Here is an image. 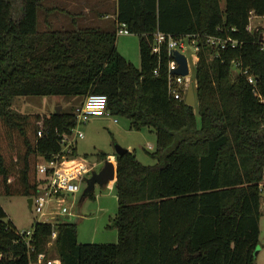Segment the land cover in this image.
<instances>
[{
  "label": "trees",
  "instance_id": "1",
  "mask_svg": "<svg viewBox=\"0 0 264 264\" xmlns=\"http://www.w3.org/2000/svg\"><path fill=\"white\" fill-rule=\"evenodd\" d=\"M115 1L107 30L71 14L67 27L39 29L44 0H0V195L32 197L37 162L57 152L76 123L74 109L23 114L12 107L17 96L78 97L81 104L88 94H105L110 114L154 131L157 159L146 165L133 150L115 154L116 243L78 242L76 222L35 221L27 244L0 204V264L35 263L41 252L50 258L53 228L60 264H255L264 50L248 26L251 15H264V0H225L224 7L220 0ZM121 23L138 37L139 67L117 50ZM156 31L200 36L193 83L200 125L193 106L167 92L170 58L166 44L153 51ZM206 35L238 43L216 54ZM234 62L254 76L256 91L247 75L232 72Z\"/></svg>",
  "mask_w": 264,
  "mask_h": 264
},
{
  "label": "rangeland",
  "instance_id": "2",
  "mask_svg": "<svg viewBox=\"0 0 264 264\" xmlns=\"http://www.w3.org/2000/svg\"><path fill=\"white\" fill-rule=\"evenodd\" d=\"M66 0H44L43 7L38 10V27L43 29L47 23L55 28L69 26V18L66 11L82 16V25L95 24L104 25V29L113 28V16L116 3L114 0H77L78 3L88 6L90 11H83V7L71 6ZM224 7L225 0H220ZM55 6L58 9L49 13L47 7ZM105 11L107 16H105ZM20 12V11H19ZM102 14L103 19L96 16L92 21L87 19L92 15ZM101 15V16H102ZM100 19L103 21H100ZM95 20V21H94ZM249 26L256 29L259 36L264 40V18L261 16L251 17ZM117 50L127 58L135 67L140 66L138 37L135 34H119L116 40ZM196 48L186 41L184 53L189 64V78L195 83L194 64ZM232 72H236L233 67ZM78 97L65 98L62 96H17L14 98L12 107L23 114H48L60 106V109H74L79 106ZM197 124L200 125L198 105L193 106ZM116 119V121H114ZM79 129L83 132V138L76 143L75 157L88 161L94 165V172L87 178L97 174L103 168L106 161L115 159V145H120L130 151H134L136 158L146 165H155L157 159L151 154L156 149V135L154 131L146 127L134 129L129 127L126 117L105 114L100 117H92L89 121L81 123ZM148 145H152L150 148ZM104 153L103 158L100 153ZM87 182L80 183V189L66 195V206L68 211L64 214L63 221L76 222L77 239L81 243H116L117 230L113 225V218L117 210V197L115 191V178L108 179L104 183L95 182L91 188H87ZM261 215L259 218V241L255 251V264H264V180L261 182ZM0 204L6 212L5 221H11L18 230H31L35 221L50 220L49 216H39L29 206L26 196H4L0 195ZM61 216V215H60ZM59 216V217H60ZM78 218V219H77ZM48 250L50 258L55 257L53 242L49 241Z\"/></svg>",
  "mask_w": 264,
  "mask_h": 264
},
{
  "label": "built area",
  "instance_id": "3",
  "mask_svg": "<svg viewBox=\"0 0 264 264\" xmlns=\"http://www.w3.org/2000/svg\"><path fill=\"white\" fill-rule=\"evenodd\" d=\"M255 15H251L253 17ZM250 17V21H251ZM264 18V15H261ZM118 34H130L126 28L125 23L117 24ZM249 30H252L248 26ZM257 28L253 29L256 31ZM200 36L197 34H185L181 36H173L169 33L156 31L154 33L153 51L159 52L160 47L166 44L169 61H168V75H167V92L169 96L174 99H184L187 87L191 81L189 78V71L187 75H177L172 72L177 67V62L174 59L173 51L178 50L184 53L186 48V41L196 48L195 63L198 59ZM261 49L264 50V40L260 36ZM205 43L210 46L213 51L218 54L220 50L228 46L234 47L237 45V40L231 37H222L216 35L204 36ZM186 56V55H185ZM187 58V57H186ZM188 70L189 64L187 60ZM195 65V64H194ZM236 71H241L242 74L247 75V81L256 91V80L253 75L247 73V69H240V63L234 62L232 64ZM157 74V69L154 70ZM192 82V81H191ZM109 114L107 110V96L101 93H91L85 96L83 102L76 108L75 111V126L68 134H62L60 138V149L53 153L48 159H41L37 162V172L40 176V182L37 192L32 196L31 207L32 210L39 216H49L55 218V215H62L68 211L65 205L66 195L79 191L80 183L87 182L88 175L94 169V165L83 159H77L76 143L78 139L83 138V132L79 129L81 123L89 121L92 117H100ZM116 121V119H114ZM42 130L37 131L38 136H42ZM75 151V152H74ZM54 216V217H53ZM51 217V216H50ZM38 221V220H37ZM40 222L55 224L53 220H42ZM18 234L25 239L29 244L31 235L33 233V226L31 230H18ZM57 231L53 228L51 231L49 241L54 242ZM31 264H60V260L56 257L45 258L44 253L37 255V261Z\"/></svg>",
  "mask_w": 264,
  "mask_h": 264
},
{
  "label": "water",
  "instance_id": "4",
  "mask_svg": "<svg viewBox=\"0 0 264 264\" xmlns=\"http://www.w3.org/2000/svg\"><path fill=\"white\" fill-rule=\"evenodd\" d=\"M173 56L177 62V67L174 70H172V72L177 74V75H187L189 70H188L186 56L183 53L179 52L178 50L173 51ZM184 101L188 105H191V106L195 105L194 86H193V83L191 81L188 84L187 92H186ZM59 110H60V106L56 107L55 111H59ZM115 150H116L115 151L116 154L120 155V154L124 153L125 151H127L128 149L116 144ZM115 172H116L115 163L110 162V161H106L103 168L100 170V172L97 174L96 173L93 174V176L88 179L87 188L92 187L96 181L99 183H104L108 179H114L115 178ZM27 201H28L29 206L31 207L32 197H28Z\"/></svg>",
  "mask_w": 264,
  "mask_h": 264
},
{
  "label": "crops",
  "instance_id": "5",
  "mask_svg": "<svg viewBox=\"0 0 264 264\" xmlns=\"http://www.w3.org/2000/svg\"><path fill=\"white\" fill-rule=\"evenodd\" d=\"M81 1V0H80ZM115 1V0H114ZM65 3H68V4H71V6L73 5L74 7L75 6H78L79 8H81V7H83V11L84 12H86V11H90V8H88V6H86V5H82L81 3H78L77 2V0H66V2ZM115 3H116V1H115ZM51 7H53V6H51ZM55 7V6H54ZM47 8H50V7H47ZM47 12H49V13H51V12H53L52 10H49V11H47ZM67 14H68V16H69V18H71V16H70V14L71 15H74V16H76L77 18V20L81 23V19H82V16L81 15H76V12L75 13H73V12H70V11H67L66 12ZM102 14H105V16H107L108 14H107V12L105 11V13H102ZM102 14H97L96 13V15H92V16H90V14H89V18L87 17V19L89 20H93V19H95L96 18V16H100L99 18H101V19H103L102 17H103V15ZM102 15V16H101ZM111 16H113V20L115 21V19H116V6H115V11H113V13H111L110 14ZM100 19V21H102ZM95 21V20H94ZM103 21H104V19H103ZM103 21H102V23H103ZM114 21H113V24H114ZM46 23H48V22H46ZM105 23H106V21H104V25H105ZM94 25H98V26H101V27H104V25H99V23H95ZM119 35V34H118ZM117 47V46H116ZM150 148H152V145H148ZM115 161V159H113L112 161H110V162H114ZM115 163V162H114ZM95 170L93 169L92 170V172L88 175V177L90 176V175H92V173L94 172ZM87 177V178H88ZM89 188H91V187H89ZM32 208V207H31ZM51 216V217H50ZM60 215H55V218H52V215H49V218H50V220H53V222H62L63 221V219L61 218V217H63L64 216V214H62L60 217H59ZM54 217V216H53ZM78 219V218H77ZM65 222V221H64Z\"/></svg>",
  "mask_w": 264,
  "mask_h": 264
}]
</instances>
